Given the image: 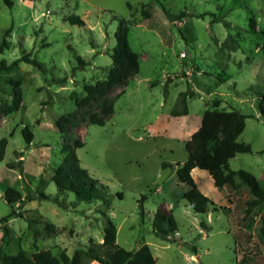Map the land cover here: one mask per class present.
Masks as SVG:
<instances>
[{
    "label": "rangeland",
    "instance_id": "374dc122",
    "mask_svg": "<svg viewBox=\"0 0 264 264\" xmlns=\"http://www.w3.org/2000/svg\"><path fill=\"white\" fill-rule=\"evenodd\" d=\"M9 1L0 0V44L4 36L7 42L0 62L30 54L39 64L23 60L0 72V101L12 100L11 80H19L23 91L20 108L0 116V139H8L0 161V251L72 255L101 243L112 220L120 246L148 244L157 264H264V205L246 214L247 187L220 189L207 170L196 167L192 176L199 189L216 204L207 214L197 213L183 197L188 186L176 170L188 158L186 141L203 113L220 98V107L247 115L238 140L252 147L231 159L230 168L245 169L264 184V0ZM72 14L85 24L70 22ZM121 18L130 23L139 71L109 92L114 113L106 123H88L81 120L84 111H98L99 102L77 107L71 94L83 97L86 83L106 77ZM187 91L189 112L179 123L171 112L184 109ZM69 113L62 134L57 120ZM26 126L33 133L29 143ZM78 138L84 141L77 149L81 165L105 186L93 201L70 191L58 195L52 180L64 143ZM164 162L171 171L159 182ZM10 186L22 193L24 205L7 202ZM13 210L16 215L2 220ZM158 210L173 214L177 231L156 233Z\"/></svg>",
    "mask_w": 264,
    "mask_h": 264
},
{
    "label": "trees",
    "instance_id": "16d2710c",
    "mask_svg": "<svg viewBox=\"0 0 264 264\" xmlns=\"http://www.w3.org/2000/svg\"><path fill=\"white\" fill-rule=\"evenodd\" d=\"M6 1L10 3L9 0ZM145 13L148 17L149 13L146 11ZM69 20L74 24H85V21L76 14L70 15ZM251 25L255 26L253 17L251 18ZM129 28V21L121 18L115 32L116 45L111 54L112 65L106 77L93 83H86L83 97L76 91L72 92L71 97L77 107L92 106L94 102H99V110L94 112L85 110L81 120L104 125L114 113V99L108 96L109 92L117 86L127 84L128 79L138 73L140 67L139 54L129 43ZM6 47L7 42L4 36L0 44V53ZM261 51L264 55V40ZM23 60L36 65L39 64L36 58H31L30 54H25L11 64L5 60L1 61L0 72L13 71ZM80 61L82 64L86 63L84 60ZM11 83L13 85L12 100L0 101V116L12 114L21 106L23 91L20 81L11 80ZM187 92L181 99L184 109L182 111L173 109L172 114H188L186 96L189 95V92ZM221 103L220 98H215L212 101V106L203 113L199 128L186 141L188 158L183 164H178L177 175L188 186L183 197L195 212L207 214L210 211V205H216L199 189L192 176V170L199 167L209 172L214 184L220 189L230 186L236 192L244 186L247 187L251 198L246 201V214H250L256 207L264 205V184L253 173L245 169H231L229 166L230 160L238 153L252 152L249 143L238 140L245 129L247 115L238 109L220 107ZM259 108L264 115V93L261 95ZM72 116L73 113H69L58 118L57 127L62 134L67 131V124ZM23 135L28 143L32 141L33 133L28 126L23 129ZM7 143L6 137L0 139V161L4 158ZM83 145L84 141L81 138L75 139L72 143H64L62 147L64 156L59 165L55 167L52 180L58 187V195L70 191L81 200L93 201L102 197V190L105 186L102 184L103 189H101L99 180L81 165L77 149ZM168 165L170 164L163 163V167ZM40 196L56 203L59 202L58 198L49 196L44 192ZM5 198L9 204L19 203L20 206L25 204L22 193L11 186L6 189ZM30 199L34 200L35 198L31 197ZM140 206L141 213L144 214L143 204L141 203ZM14 215L16 214L13 210L2 220H7ZM201 224L207 228L203 220ZM154 229L157 234L166 237L171 232L178 230L177 221L172 213L167 215L158 210L154 220ZM87 259L97 261L100 264H157L148 244H142L135 250H128L120 246L117 243V227L112 220H109L101 243L76 248L72 255H69L66 250L59 253H53L51 250H39L31 256L23 251L17 254L0 251V264H85ZM241 264L252 263L243 260Z\"/></svg>",
    "mask_w": 264,
    "mask_h": 264
},
{
    "label": "water",
    "instance_id": "95a60500",
    "mask_svg": "<svg viewBox=\"0 0 264 264\" xmlns=\"http://www.w3.org/2000/svg\"><path fill=\"white\" fill-rule=\"evenodd\" d=\"M168 171H171V166H166L165 167V169L163 171V174L159 178V182H163V180L166 179V177L168 176Z\"/></svg>",
    "mask_w": 264,
    "mask_h": 264
},
{
    "label": "crops",
    "instance_id": "0c3cea01",
    "mask_svg": "<svg viewBox=\"0 0 264 264\" xmlns=\"http://www.w3.org/2000/svg\"><path fill=\"white\" fill-rule=\"evenodd\" d=\"M171 115H172V117H174L176 120H177V122H179V120L181 119V118H183V116L185 115V114H180V115H174V114H172V112H171ZM202 120V119H201ZM180 123V122H179ZM199 128V127H198ZM197 128V129H198ZM195 169V168H194ZM193 169V170H194ZM192 170V171H193ZM212 177V176H211ZM213 179V178H212ZM195 180V179H194ZM196 181V180H195ZM214 181V180H213ZM197 183V182H196ZM198 185V184H197ZM226 188V187H225ZM201 190V189H200ZM170 207H171V205L169 206V209H170ZM168 209V208H167Z\"/></svg>",
    "mask_w": 264,
    "mask_h": 264
}]
</instances>
